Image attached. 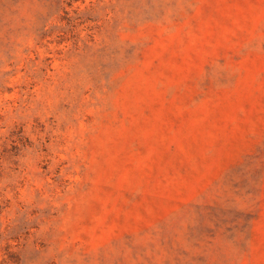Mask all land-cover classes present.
I'll return each mask as SVG.
<instances>
[{"label": "rangeland", "instance_id": "obj_1", "mask_svg": "<svg viewBox=\"0 0 264 264\" xmlns=\"http://www.w3.org/2000/svg\"><path fill=\"white\" fill-rule=\"evenodd\" d=\"M0 264H264V0H0Z\"/></svg>", "mask_w": 264, "mask_h": 264}]
</instances>
